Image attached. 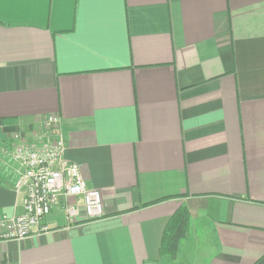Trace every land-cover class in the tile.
Wrapping results in <instances>:
<instances>
[{
	"label": "crops",
	"instance_id": "1",
	"mask_svg": "<svg viewBox=\"0 0 264 264\" xmlns=\"http://www.w3.org/2000/svg\"><path fill=\"white\" fill-rule=\"evenodd\" d=\"M48 115L105 215L56 206L0 264H170L182 205L202 264H264V0H0V217L24 199L5 149Z\"/></svg>",
	"mask_w": 264,
	"mask_h": 264
},
{
	"label": "built area",
	"instance_id": "2",
	"mask_svg": "<svg viewBox=\"0 0 264 264\" xmlns=\"http://www.w3.org/2000/svg\"><path fill=\"white\" fill-rule=\"evenodd\" d=\"M60 121L58 115L42 118L45 132L32 136L16 134L5 149L16 166L14 187L17 192H24V199L19 214L0 217V242L23 240L35 229L39 233L49 232L46 217L56 206L64 208L69 222L82 216L93 220L105 215L100 189L89 186L80 164L64 156ZM72 197L79 198V202H70Z\"/></svg>",
	"mask_w": 264,
	"mask_h": 264
},
{
	"label": "trees",
	"instance_id": "3",
	"mask_svg": "<svg viewBox=\"0 0 264 264\" xmlns=\"http://www.w3.org/2000/svg\"><path fill=\"white\" fill-rule=\"evenodd\" d=\"M191 227V216L186 206H181L170 218L164 230L160 252L162 257L175 261L179 253L180 241L188 237Z\"/></svg>",
	"mask_w": 264,
	"mask_h": 264
},
{
	"label": "rangeland",
	"instance_id": "4",
	"mask_svg": "<svg viewBox=\"0 0 264 264\" xmlns=\"http://www.w3.org/2000/svg\"><path fill=\"white\" fill-rule=\"evenodd\" d=\"M16 134H21V133L17 132ZM205 243L206 242H203L202 245L205 246L206 245ZM200 244L197 245L196 242H186V240L185 241L183 240L181 242V248H180L181 251L179 250L180 253H178L179 255L178 259L175 261H170L169 263L170 264H202V261H204L205 256L203 255L204 251L202 250L204 248H202ZM165 264H168V262Z\"/></svg>",
	"mask_w": 264,
	"mask_h": 264
}]
</instances>
